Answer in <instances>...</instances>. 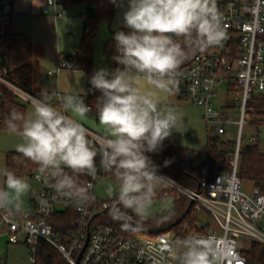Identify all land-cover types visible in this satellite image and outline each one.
<instances>
[{
	"label": "clouds",
	"instance_id": "9594fccd",
	"mask_svg": "<svg viewBox=\"0 0 264 264\" xmlns=\"http://www.w3.org/2000/svg\"><path fill=\"white\" fill-rule=\"evenodd\" d=\"M111 3L119 8L127 5L122 19L127 31L117 30L114 35L117 54L113 59L122 67L98 69L90 80L92 88L101 93L95 109L103 134L90 138L81 121L88 119L92 109L75 91L59 96L53 105L42 89L41 98H33L30 115L13 110L5 122L22 138L16 152L38 165L39 173L52 181L50 187L66 205L83 210L91 204L93 185L81 182L80 177L95 181L103 172L114 179L106 195L123 214L146 218L159 186H178L159 174L160 166L147 155L161 151L182 121L179 110L162 102L159 94L173 93L177 70L190 54L221 46L228 35L217 0ZM170 163L165 160L163 166ZM2 175L5 187L0 188V210L27 215L24 197L31 185L7 168ZM179 243L182 250L178 254L171 246L167 249L178 264H222L214 245L203 236L190 234Z\"/></svg>",
	"mask_w": 264,
	"mask_h": 264
},
{
	"label": "built area",
	"instance_id": "2783aa9c",
	"mask_svg": "<svg viewBox=\"0 0 264 264\" xmlns=\"http://www.w3.org/2000/svg\"><path fill=\"white\" fill-rule=\"evenodd\" d=\"M14 2L0 0V45L10 31ZM59 5L60 0H46L44 12L65 15L64 10H58ZM217 6L228 39L221 46L203 51L177 72L174 91L203 110V120L216 135H226L230 124L238 125L239 136L230 154L231 170L210 179L208 168L202 169L197 189H191L159 170V174L178 186L161 185L158 195L171 203L185 198L193 204L198 215V229L189 233V222L186 221V236L207 238L219 253L222 264H247L240 240L264 245V185L256 186L249 195L243 191L239 175L242 132L250 118L249 102L255 94H264V0H217ZM87 18L84 14L83 19ZM85 31L88 33L89 28ZM67 68L73 69V65L61 59L59 67L48 74L57 76ZM221 85L229 89L234 87L239 92V118L236 121L223 114L215 104L217 88ZM6 93L26 105H33V98L39 99L19 84L10 71L3 69L0 70V108ZM89 133L92 139L100 136L91 130ZM254 142V138L249 140V144ZM32 178L41 188L25 210L27 215H10L0 210V264L4 258L3 243L7 247L24 244L35 261L42 241L54 247L70 264H154L156 260L160 264H178L167 249L171 246L178 254L182 250L179 242L186 236L166 232L158 235L138 233L126 238L114 226L95 220L94 204L101 210H108L117 206L114 199L100 201L95 197L83 210L76 209L78 217L72 221L71 231L64 235L56 232L50 222L52 217L73 206L65 204L64 198L50 187L52 181L39 171L33 173ZM88 183L93 185L91 191L95 196L96 180ZM42 200L47 201V205L41 204ZM205 214L212 223L204 220ZM129 220H133L132 214Z\"/></svg>",
	"mask_w": 264,
	"mask_h": 264
},
{
	"label": "trees",
	"instance_id": "16d2710c",
	"mask_svg": "<svg viewBox=\"0 0 264 264\" xmlns=\"http://www.w3.org/2000/svg\"><path fill=\"white\" fill-rule=\"evenodd\" d=\"M60 3L65 9L79 5L86 7L85 14L88 15V18L84 20V28L85 30L89 28V32H84L77 53L73 55H61V59L70 62L73 65V69L85 73L92 89L91 94L87 96L88 105L96 113L95 101L101 93L93 89L90 83L91 77L96 71L93 60V41L100 22L102 20L112 21L118 7L113 5L111 0H60ZM118 30L127 31L124 28ZM116 31L113 32L112 37L104 45V52L111 61L112 70L117 67H122L113 59L117 54L114 40ZM0 50L6 55V66L0 70L7 69L10 71L19 84L33 93L29 86L32 73L31 60L33 57V43L31 38L27 35L15 34L9 31L6 35L5 42L0 45ZM202 52L195 51L190 54L177 72L187 67ZM249 108L250 115L257 119L258 124H264V94H255L249 102ZM26 109L27 107L20 104L12 94L6 93L0 108V129L10 130L5 122L9 113L16 110L26 116ZM233 146L234 143L225 141L223 136L208 135L205 147L207 160L200 166L195 164L192 152L189 149L183 147H167L164 143L161 151L148 153L147 155L150 156L156 165L160 166V171L191 189H197L201 179L202 169L208 168L210 179H214L217 175L231 170L230 154L233 152ZM165 160L171 161L167 167L163 166ZM98 163L99 157H97ZM6 166L7 169L13 172L18 171L29 176L38 172V165L27 160L20 153H9L6 157ZM98 175L99 178L96 182L105 177L113 179L110 174L103 172H100ZM239 175L242 181H252L255 186L259 187L264 185V154L260 151L257 143L242 146ZM90 180L91 178L86 176L80 177V181L83 183H88ZM157 198L163 199L162 195H157ZM171 204L170 210L150 217L143 222V225L134 219L130 221L129 213L128 215H124L120 209L118 212L110 215L109 209L101 210L97 204H94L96 213L95 220L102 224L114 226L118 233L126 238L134 237L138 233L158 235L166 232H174L178 236H186L188 234L184 231V223L186 221L189 222V233L196 231L198 229V215L194 211L193 204L185 198ZM113 216L119 218L113 219ZM77 217L78 212L75 207H72L62 213L55 214L50 222L56 232L64 235L71 231V223ZM244 255L247 264H264V245L253 242L250 250L244 252ZM34 264L70 263L54 247L42 241L38 245Z\"/></svg>",
	"mask_w": 264,
	"mask_h": 264
},
{
	"label": "rangeland",
	"instance_id": "374dc122",
	"mask_svg": "<svg viewBox=\"0 0 264 264\" xmlns=\"http://www.w3.org/2000/svg\"><path fill=\"white\" fill-rule=\"evenodd\" d=\"M25 13H16L12 21V31L16 33L26 34L33 38V79L36 95L40 97L42 89H46L49 96L60 93L64 95L73 91L79 93L88 105L87 96L90 95V84L86 79L85 74L82 71L67 68L62 70L58 76L49 77L50 71H55L60 63V53H67L69 46L70 49L76 50L78 45L75 42V37L82 34L83 15L85 14V6L79 5L65 9L62 5L58 6L59 11H65V16H70L74 20V26H68L64 24H58L54 12L48 15H44L41 4L43 0H21ZM31 2L33 7L31 8ZM28 10V11H27ZM33 10V11H32ZM60 23V22H59ZM76 25V26H75ZM114 28L111 22L102 20L99 24L97 34L93 41L94 49V65L96 70L105 68L112 71V64L108 56L104 52V45L106 41L111 38ZM78 34V35H77ZM75 45V46H74ZM78 47V46H77ZM217 96L215 98V104L223 114L230 116L234 121L239 118V92L232 87L227 89L226 86L221 85L217 88ZM55 100V98L52 97ZM159 99L168 104V102L179 110L182 114V121L179 125V131H173L172 135L167 138L164 143L166 145L184 146L192 151L194 162L197 166L204 164L207 160V153L205 147L207 144L208 135L216 136V134L207 126L203 120V110L187 101L178 100L175 92L172 94H159ZM57 101V99H56ZM59 101V100H58ZM228 105L229 108H226ZM26 116L33 112V105L27 104ZM83 125L100 135L103 134V128L99 125L96 119V113L92 110L89 113L88 119L81 121ZM239 133L238 125L230 124L227 126V133L223 136L225 141L234 143L237 142ZM251 138L255 139V143L258 144L260 151L264 154V124H258L256 118L250 115L248 123L244 126L242 132L243 145L249 144ZM22 142L18 132L12 130L0 129V188H4V177L2 172L6 166V157L9 153L16 152V145ZM17 176L24 178L30 185V192L24 197L25 210L29 208L30 198L32 195H36L41 188V185L31 178L28 174L15 171ZM109 183H114V179L105 177L99 179L96 182L94 194L100 201L111 200L106 195V188ZM243 191L249 195H252L253 189L256 187L252 181L242 182ZM161 186H159L158 191ZM157 191V195H158ZM154 200L151 214L146 218L135 216L132 213L133 219L139 224L143 225V222L150 217L161 214L170 210L171 202L166 199L157 198ZM116 213L119 211L117 206L109 209V212ZM204 220L212 223V219L208 215H204ZM242 250L249 251L252 242L247 239L240 240ZM1 251L3 253L2 264H34L28 248L24 244L6 246L3 243Z\"/></svg>",
	"mask_w": 264,
	"mask_h": 264
},
{
	"label": "crops",
	"instance_id": "0c3cea01",
	"mask_svg": "<svg viewBox=\"0 0 264 264\" xmlns=\"http://www.w3.org/2000/svg\"><path fill=\"white\" fill-rule=\"evenodd\" d=\"M46 6V0H43V3L41 4V6H40V8L42 7L43 8V10H42V12H43V14L44 15H48V14H50L52 11H50V12H48V13H45L44 12V7ZM33 7V4H32V2H31V8ZM126 7H127V5L125 4V6H124V8H117V11H116V14H115V16H114V18H113V20L112 21H110L111 22V24H112V26H113V28H114V31H116V30H118V29H120V28H123V25H122V19H123V11L126 9ZM25 9H24V5H23V3H22V1L21 0H15V2H14V13H13V18H14V15L16 14V13H25ZM28 11V10H27ZM33 11V10H32ZM85 11H86V7H85ZM65 15H61V16H56V21L58 22V24H64V25H68V26H74L73 24V22H74V20L70 17V16H68V17H64ZM12 21H13V19H12ZM83 22H82V24H83V26H82V28H83V32H82V34H80V35H78V36H76L74 39H75V42L77 43V41H78V47L76 46L75 47V49L76 50H74V52H73V50L72 49H70V47L69 46H66L67 48H68V52L67 53H64V52H61L60 53V59H61V55H73V54H75V53H77V51H78V49H79V46H80V43H81V40H82V38H83V36H84V32H85V28H84V26H85V21L84 20H82ZM60 22V23H59ZM76 26V25H75ZM113 31V32H114ZM10 32H12V33H15V34H21V33H16V32H13L12 31V23H11V27H10ZM113 32H112V35H113ZM23 35H26V34H23ZM27 36H29V35H27ZM30 38H31V41H32V43H33V38L31 37V36H29ZM112 37V36H111ZM33 45H34V43H33ZM75 46V45H74ZM5 58H6V55L3 53V51L2 50H0V69L1 68H3V67H5L6 66V60H5ZM31 67H32V73H31V80H30V87H31V89H32V91H33V93H35V94H37L36 93V91H35V88H34V79H33V75H34V72H33V64H32V60H31ZM84 73V72H83ZM85 74V73H84ZM59 75V74H58ZM57 75V76H58ZM48 76H49V74H48ZM86 76V75H85ZM49 77H55V76H49ZM86 79H87V77H86ZM88 80V79H87ZM89 82V81H88ZM227 89H229L228 87H227ZM90 91L92 92V89H91V86H90ZM91 92H90V94H91ZM175 92V91H174ZM175 94H176V97H177V99L178 100H184V101H187V102H189L188 100H186V99H183V98H181L178 94H177V92H175ZM52 97L53 98H55V100L54 99H52ZM49 99H50V102L53 104V105H57L58 104V100H59V98L57 97V95L56 94H54V95H51V96H49ZM56 99H57V101H56ZM17 100V99H16ZM20 104H22V105H25V106H27L26 104H24V103H22L21 101H19V100H17ZM189 103H191V102H189ZM168 104H170L169 102H168ZM199 108V107H198ZM226 108H229L228 107V105H226ZM96 133V132H95ZM98 134V133H97ZM98 135H100V134H98ZM164 145L165 146H167V147H180V146H173V145H166L165 143H164ZM181 147H183V148H187V147H184V146H181ZM187 149H189V148H187ZM190 150V149H189ZM191 151V150H190ZM192 152V151H191ZM33 197H34V195H32L31 196V198H30V204H31V202H32V199H33Z\"/></svg>",
	"mask_w": 264,
	"mask_h": 264
},
{
	"label": "water",
	"instance_id": "95a60500",
	"mask_svg": "<svg viewBox=\"0 0 264 264\" xmlns=\"http://www.w3.org/2000/svg\"><path fill=\"white\" fill-rule=\"evenodd\" d=\"M30 177L32 178L33 177V174H31Z\"/></svg>",
	"mask_w": 264,
	"mask_h": 264
}]
</instances>
